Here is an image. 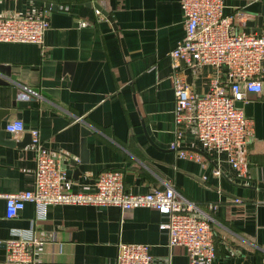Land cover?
<instances>
[{
	"label": "crops",
	"instance_id": "1",
	"mask_svg": "<svg viewBox=\"0 0 264 264\" xmlns=\"http://www.w3.org/2000/svg\"><path fill=\"white\" fill-rule=\"evenodd\" d=\"M263 6V0H225L223 14L240 13L234 29L253 32L246 23ZM13 14L43 15L48 27L41 44L0 42V65L8 72H0L8 81L0 84V243L13 230L43 238L37 264H114L120 242L148 244L154 264H189L185 248L169 247L159 228L165 217L152 208L52 204L38 219L26 201L7 218L3 195L30 190L35 167L33 146L11 142L38 129L43 146L60 158L66 189L93 192L95 177L106 170L122 172L124 189L132 193L172 187L186 208L211 217L212 264H264V72L261 91L247 92L242 101L251 104L242 149L249 164L242 175L192 133L170 147L175 96L169 53L185 33L179 0H0V16ZM215 74L218 69L202 66L187 69L185 80L204 95ZM12 121L22 122L24 132H7ZM84 125L92 131L86 151ZM4 258L0 246V264Z\"/></svg>",
	"mask_w": 264,
	"mask_h": 264
},
{
	"label": "built area",
	"instance_id": "2",
	"mask_svg": "<svg viewBox=\"0 0 264 264\" xmlns=\"http://www.w3.org/2000/svg\"><path fill=\"white\" fill-rule=\"evenodd\" d=\"M224 1L179 0L185 33L169 53L175 96V140L170 147L177 149L186 133H192L205 150L215 152L218 157L224 153L225 161L243 175L249 164L242 150L249 126L236 103L243 101L247 92L262 89L264 33L235 30L234 22L241 15L235 12L225 16ZM87 25L86 21L80 22V26ZM47 27L43 15L0 16V42L41 44ZM202 66L218 69L219 75H211L208 92L197 95L186 82L185 71ZM254 83L260 85L259 89L250 87ZM25 89L40 98L37 91ZM10 123L5 125V130L12 133L8 131ZM22 132L23 124L15 134ZM30 135L35 153L34 184L30 190L3 195L7 218L16 217L26 201L34 204L38 219L52 204L116 206L122 211L148 207L165 217L159 228L166 231L169 247L185 248L189 264L213 263L215 245L211 217L186 208L174 188L132 193L124 189L122 172L106 170L95 177L93 192L68 190L58 154L43 146L38 129L30 130ZM178 151L182 157L186 156V151ZM213 174L218 176L221 171L215 168ZM13 235L5 241L4 264H37L44 239L30 231L13 230ZM114 264H154V259L148 244L120 242Z\"/></svg>",
	"mask_w": 264,
	"mask_h": 264
},
{
	"label": "water",
	"instance_id": "3",
	"mask_svg": "<svg viewBox=\"0 0 264 264\" xmlns=\"http://www.w3.org/2000/svg\"><path fill=\"white\" fill-rule=\"evenodd\" d=\"M263 5H264V0H263ZM46 7H49L51 9H54V8H56V5H51V4L48 3L46 5ZM94 7H96L99 12H101L102 14H104L105 16H107L106 12H104L103 10H101V8L97 4H94ZM263 21H264V6L262 8L261 13L259 15H257L254 19L247 21L246 25L248 27H250L253 32L261 33L262 32V28H263ZM5 69L6 68L4 66L0 65V72H2L3 74H6L7 75L8 72L5 71ZM5 83L7 84L8 81H6L2 76H0V84H5ZM236 105L238 107H240V108H244L245 117L248 118L250 116V113L248 111V110H250V106H251L250 103H245L243 105L242 104V101H238L236 103ZM91 132L92 131L90 130V128H88L85 125L81 128V134L83 136V139H82V149L84 151H86L85 150L86 136L89 135ZM1 135H2V133H1ZM31 142H32V139H31V135H30L29 139H26L25 138V139H23V140H21L20 142H17V143L11 142V144H17L18 146H21V147L24 148V147L30 145ZM197 151H199V150H197ZM199 152H201V151H199ZM0 246L4 249V254H5V243H0Z\"/></svg>",
	"mask_w": 264,
	"mask_h": 264
},
{
	"label": "clouds",
	"instance_id": "4",
	"mask_svg": "<svg viewBox=\"0 0 264 264\" xmlns=\"http://www.w3.org/2000/svg\"><path fill=\"white\" fill-rule=\"evenodd\" d=\"M250 87L253 89V90H257L259 89L260 85L257 84V83H254L252 85H250ZM237 98H239V93H237ZM22 128V122L20 121H13L9 124V128H8V131L12 132V133H18Z\"/></svg>",
	"mask_w": 264,
	"mask_h": 264
}]
</instances>
